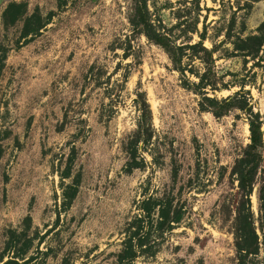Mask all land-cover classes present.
Instances as JSON below:
<instances>
[{
	"label": "rangeland",
	"instance_id": "1",
	"mask_svg": "<svg viewBox=\"0 0 264 264\" xmlns=\"http://www.w3.org/2000/svg\"><path fill=\"white\" fill-rule=\"evenodd\" d=\"M145 4L178 65L134 0L0 2V264H264L261 169L238 192L248 110L264 158V0Z\"/></svg>",
	"mask_w": 264,
	"mask_h": 264
},
{
	"label": "trees",
	"instance_id": "2",
	"mask_svg": "<svg viewBox=\"0 0 264 264\" xmlns=\"http://www.w3.org/2000/svg\"><path fill=\"white\" fill-rule=\"evenodd\" d=\"M1 1L2 0H0V2ZM134 2V14L131 18L133 31L144 34L150 42L164 49L165 52L171 56L173 63L178 65L179 59L177 57L175 47L170 44L169 40L165 36L151 31L147 21L145 0H134ZM208 57V66L204 76L210 79L213 74V63L211 56ZM135 102L140 113L138 135L140 138L145 140L151 131L150 108L143 92H138ZM232 107L233 105H231V103L226 100L223 102V104L215 108V112L227 113L230 111V109H232ZM246 114L249 122V143L247 144L245 153V167L241 173L238 185V192H240L241 196L243 197L250 194L258 170L261 169L264 174V158L259 151L262 147L261 122L259 120V116H257L251 110L246 111ZM238 232L237 241L239 248L244 253L254 255L257 250V235L252 227L251 214L249 212L242 216L241 225Z\"/></svg>",
	"mask_w": 264,
	"mask_h": 264
}]
</instances>
